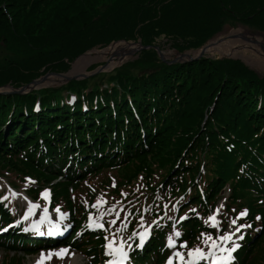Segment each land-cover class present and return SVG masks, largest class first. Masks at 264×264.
Returning <instances> with one entry per match:
<instances>
[{"label":"trees","instance_id":"trees-1","mask_svg":"<svg viewBox=\"0 0 264 264\" xmlns=\"http://www.w3.org/2000/svg\"><path fill=\"white\" fill-rule=\"evenodd\" d=\"M237 23L264 33V0H0V88L66 74L122 40L196 51ZM0 179L43 204L47 189L70 231L58 242L3 232L19 219L0 190V264L62 247L104 264V243L133 237L145 218L152 240L133 264L177 261L176 251L186 261L243 210L237 224L250 227L237 264H264V76L230 59L170 65L148 50L111 73L0 96ZM221 202L217 229L205 221ZM89 215L104 229L88 230Z\"/></svg>","mask_w":264,"mask_h":264},{"label":"rangeland","instance_id":"rangeland-1","mask_svg":"<svg viewBox=\"0 0 264 264\" xmlns=\"http://www.w3.org/2000/svg\"><path fill=\"white\" fill-rule=\"evenodd\" d=\"M230 30H233V31H240L242 34H247L248 32H249V35L247 36V38L248 39H250V40H253L254 41V47H256V48H258V49H260V46H262V48H264V39H263V37L262 36H258V35H256L255 33H257V32H259V33H263V32H261V31H258V30H255V29H252V28H250L249 26H246V25H244V24H241V23H237V24H235V25H231V24H228V25H226L223 29H222V31L220 32V33H218L215 37H213L212 39H210L208 42L209 43H211V42H213L214 40H218V39H220V38H226V37H228V35H229V31ZM235 38H232V39H228L227 40V42H230V41H232V40H234ZM207 42V43H208ZM257 42L258 43H260V46H258L257 45ZM206 43V44H207ZM164 45L166 44V42H164L163 43ZM205 44V45H206ZM247 45V44H246ZM250 45V44H249ZM150 47H154V46H150ZM159 47V46H158ZM160 48V47H159ZM162 48V47H161ZM103 49H105V48H97V50H100V51H102ZM162 50L164 51V53H165V55H166V57H167V60H168V62H171V61H173L174 59H176V57L174 56V54H176L175 53V51L176 50H174V49H171V47H170V45H168V46H165V47H163L162 48ZM261 50V49H260ZM262 51V50H261ZM142 52V51H141ZM176 52H178V51H176ZM187 52H191V55H194L195 53V51H186V52H184V53H187ZM180 53V52H179ZM180 54H183V53H180ZM262 54H263V56H264V52L262 51ZM138 55H139V53H138ZM2 56H4V55H1V57ZM1 57H0V59H1ZM136 57L137 56H135V54L130 58V59H134L133 61H135L136 60ZM204 58H210V59H216V60H224V59H230L231 57H225V56H221L220 54H217V53H212V54H209V53H207L206 55H205V57ZM203 59V58H202ZM228 59V60H229ZM232 59H238V60H240V61H243L244 63H246L247 65H248V67L249 68H252L254 71H256L259 75H261V76H264V62H263V64H256L255 62H254V60L253 59H251V58H248V57H244V56H238V57H233ZM201 60V59H200ZM199 61V60H198ZM195 62V61H194ZM191 63V62H190ZM72 64V63H71ZM105 63H94V64H91L84 72L83 71H80V74H89V73H91V71H93L92 69H93V67L94 66H97V68L99 67V66H102V65H104ZM74 69V67H71V69L70 70H73ZM48 74V73H47ZM46 75V74H45ZM45 75H43L42 77H44ZM98 76V75H97ZM50 77H55V76H49V78ZM55 78H57V77H55ZM40 79V78H39ZM89 79V78H88ZM38 80V79H37ZM6 86H8V85H6ZM13 89H16V90H18V89H21V88H14L12 85H10ZM64 86V85H63ZM5 87V86H4ZM23 87H25V86H23ZM51 87H53V88H57V87H62V86H58V84L57 85H54V86H51ZM1 88H3V87H1ZM48 88H50V87H48ZM33 92V91H32ZM32 92H28V93H26V94H30V93H32ZM26 94H22V95H26ZM8 95H20V94H8ZM0 96H5V95H0ZM74 98H72L71 99V101H69V104H72V102H74L76 99H75V96H73ZM215 105H216V103L214 104V106H213V108H212V110L214 109V107H215ZM40 106H39V104H37L36 106H35V110L38 112L39 110H40ZM0 189L1 190H3V189H5V190H7V192H8V196H10V198H11V200H10V204L11 205H13V207L15 208V211H16V213L18 212V213H21L22 212V215L23 214H25L27 211H28V205H29V203H31V204H35L34 202H32L28 197H27V195L24 193V191L23 190H26V188L24 189H21V188H19L20 190H17L18 192H16V191H10V190H8V184H7V181H0ZM227 196H228V194H227ZM7 197V196H6ZM35 205H37V207H36V209H38V211L37 212H33L32 211V213L28 216V218L27 219H25L26 221L25 222H27V225L29 226V228H28V230L29 231H35L36 230V227H38V228H41V226H43L42 224H46L47 225V227H48V229L47 230H45V232H43V233H40V235L41 234H46V233H48V231L51 229V231H52V233H51V235L53 234V231L55 232L57 229H59V227L62 225V222L65 220V217L64 216H62L60 213H58V212H53V213H49L48 212V209L47 208H41V207H39V205L38 204H35ZM222 205H220L219 206V213L221 212V210L223 209V206L221 207ZM45 209H47V220L44 222V223H40V221H41V216L44 214V212H45ZM62 217V218H61ZM49 221L51 222V223H49ZM148 223H150L149 221H147V224H146V226H144V228L141 230V232L140 233H147L146 235H145V238H148L149 237V230H150V228H151V226H150V224H148ZM228 231L229 232H232V233H234L233 235H232V239H231V241H229L227 244H224V243H222V242H220V241H217V244L220 246V247H224V248H228V247H230L231 246V244H232V242L234 241L236 244H238V243H240V241L242 240V238H240V237H242V233H244V232H246L247 231V229H245V228H242L241 230H240V232H235V228H234V226L233 225H231L230 227H229V229H228ZM131 242H132V240H130V239H128V238H123V239H121L120 241H116V242H113L112 244H113V246L114 247H119L121 244H123L124 245V248L123 249H126V251H128V249L130 248V246L132 245L131 244ZM49 251H55V250H48V249H44V250H42L39 254H37V255H35V256H25L24 255V253L23 252H19L20 253V255L21 256H23L24 258H25V264H36V262L38 261V260H40V255H41V253H44V256H45V258H44V260L41 262V264H70L71 263V261H73V259L74 258H76V257H78V259H79V261L78 262H76L75 264H87L86 262H85V260H84V258L79 254V255H77L75 252H70L69 250L67 251V253L65 254V256H64V258L63 259H57L56 257H53V258H51V259H48L47 258V253L49 252ZM213 251H215V254H216V256L217 257H219V256H221V255H224V253H220L219 251H216L215 249L213 250ZM208 251H204V253H207ZM4 255H5V253H4V251H0V257L2 258V257H4ZM208 259H212V257L211 256H209L208 257ZM199 261H202V260H197L196 262H195V264L197 263V262H199Z\"/></svg>","mask_w":264,"mask_h":264},{"label":"snow or ice","instance_id":"snow-or-ice-1","mask_svg":"<svg viewBox=\"0 0 264 264\" xmlns=\"http://www.w3.org/2000/svg\"><path fill=\"white\" fill-rule=\"evenodd\" d=\"M40 195L46 201L49 198V192H48L47 189L44 190L42 193H40ZM121 195H124V194L122 193ZM100 204H101V200H100V198H98L97 202L95 204H93L92 207L93 208H98L100 206ZM36 207H37V205L29 203L28 211L24 214L23 218L27 219L28 216L32 213L33 209H35ZM114 207L115 206H113L112 208H109L107 210V212L108 213H112L113 210H114ZM56 211L59 212V209L57 208ZM101 215H104V213H101ZM116 215L119 216V213H116ZM246 215H247V211L243 210L240 213H238L235 218H231L230 219V223H231V225L234 226L235 232L238 233V232H240V230L242 228L250 227V225H246V224H237V220L243 218ZM47 219H48L47 218V209H45L44 214L41 216L40 223H44ZM181 219H183V218H181ZM257 219H260V218L257 217ZM88 220H89V225H88L89 228H91L93 226L96 227V228H103V224H101L99 222H95L93 224V219H92L91 215H89ZM49 223H51V222L49 221ZM115 223H116L115 219L109 221L110 225L111 224H115ZM205 223L206 224L210 223L213 228H217L218 229L220 221L216 220L214 215H210L207 218V220L205 221ZM122 227H126V224L122 225ZM25 231H27V229H25ZM49 234L51 235V229L49 230ZM146 234L147 233H141L140 234L139 238H140L141 244L138 245V247L142 246V242L145 239V235ZM233 234L234 233H232V232L225 231L222 235L217 236L215 240H213L211 235L206 236L203 242L204 243H208V252L204 253L199 248H196L194 250H189L188 251V260L185 262V264H195V262L197 260H207L209 256L212 257V264H220V262H222V264H231V262L234 260V257L232 255V253L236 251V249L239 247V245H237L233 241L230 247L224 248V247H220L217 244V241H220V242H222L224 244H227L229 241H231ZM135 235H136V233H133V236H135ZM174 235L179 237L180 233L179 232H175ZM201 235L204 236V233H202ZM240 238H242V237H240ZM179 246L181 248H183V247H185V244L181 243ZM104 247L107 249L106 254L113 257V259L110 260L108 262V264H124V262L128 259L127 252H125L123 250V248H124L123 244H121L119 247H114L113 244L111 242H109V243H106L104 245ZM167 247L168 248L174 247V242H173L172 237H168V239H167ZM214 249L216 251H219L220 253H224V255H221V256L217 257L216 254H215V251H213ZM67 251L68 250L66 248H60V249L55 250V251H49L47 253V258L51 259L53 257H56L57 259H63L65 254L67 253ZM174 255L177 258H181L182 259L181 253L179 251H176L174 253ZM44 258H45L44 253H41L40 260H38L36 262V264H41V262L44 260ZM167 264H173L172 256L168 257Z\"/></svg>","mask_w":264,"mask_h":264},{"label":"bare ground","instance_id":"bare-ground-1","mask_svg":"<svg viewBox=\"0 0 264 264\" xmlns=\"http://www.w3.org/2000/svg\"><path fill=\"white\" fill-rule=\"evenodd\" d=\"M248 35L249 33L244 35L240 31L230 30L228 37L220 38L211 42L210 46L206 50V53H217L221 56L231 58L244 56L253 59L256 64H263L264 56L262 54V51L264 52V49L262 48V46H260V43L258 42L257 45L260 46V49L262 51L254 47L255 43L253 40L247 38ZM234 36H236L234 40L227 42L229 38L232 39ZM137 49L138 46L120 42L114 44L106 50H95L83 57L78 63L74 65L72 75L79 74L80 71L84 72L91 64L94 63H107L108 68H115L124 61L130 59L135 54ZM199 53L200 52H197L191 56H197ZM174 56L177 57L176 54H174ZM60 81L61 79L59 78L50 77L46 81H44L43 86H54L59 84ZM78 261L79 259L78 257H76L73 259V261H71L70 264H75Z\"/></svg>","mask_w":264,"mask_h":264},{"label":"water","instance_id":"water-1","mask_svg":"<svg viewBox=\"0 0 264 264\" xmlns=\"http://www.w3.org/2000/svg\"><path fill=\"white\" fill-rule=\"evenodd\" d=\"M255 34L258 35V36H262L263 39H264V33L257 32ZM233 38H236V36H234ZM120 42H124V43H128V44H132V45L138 46V49L135 52V56H137L136 59L138 58V53H140L141 51L155 50L157 52L159 58L161 59V61L164 62V63L170 64V65L187 64V63H190V62L198 61V60H200V59H202V58L205 57V55L207 54L206 53V50L210 46V43L208 42L201 49L196 50L194 53H197V52H200V53L197 56H194V57L191 56V52H187V53L180 54L179 52H176L175 51V53L177 55L176 59H174L171 62H168L167 57H166L164 51L161 48H159L158 46L145 47V46L142 45L141 40H139L138 42H126V41H120ZM120 42H114L109 47H107V48H105L103 50H106V49L110 48L111 46H113L114 44H117V43H120ZM95 50H97V48L96 49H93V50H91V51H89L87 53H85L84 55H82L80 57H78L71 64V67H74V65L76 63H78L83 57H85L86 55H88L89 53H91V52H93ZM133 60L134 59H128V60L124 61L123 63H121L120 65H118L117 67L112 68V69L111 68H108V64L105 63L104 65L99 66L97 69L91 71V73H89V74H86V73L85 74H80L79 73V74H73L72 75V71L73 70H70L66 74L48 73L44 77H41L38 80H34L31 84H28L25 87H22L21 89H18V90L13 89L10 85L5 86L3 88H0V95H8V94H20V95H22V94H26V93L32 92V91H38V90H42V89H47L48 87L51 88V86H48V87L43 86L44 81H46L49 78V76H55V77L61 79V81L58 84V86L67 85L68 83H70L72 81H82V80H86V79L91 78V77H95V76L100 75V74L111 73L116 68H119L122 65H124L125 63H127L129 61H133ZM230 60L240 61L238 59H232V58H230ZM241 62H243V61H241ZM244 64L248 67V65L246 63H244ZM250 69L253 70L252 68H250Z\"/></svg>","mask_w":264,"mask_h":264}]
</instances>
